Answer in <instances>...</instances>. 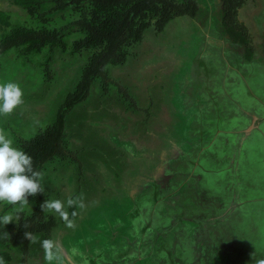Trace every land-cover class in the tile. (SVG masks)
<instances>
[{"label": "rangeland", "instance_id": "374dc122", "mask_svg": "<svg viewBox=\"0 0 264 264\" xmlns=\"http://www.w3.org/2000/svg\"><path fill=\"white\" fill-rule=\"evenodd\" d=\"M195 1L194 17L145 30L71 108L65 100L90 55L70 48L77 27L62 30L68 49L0 55L2 224L33 209L11 194L16 139L65 110L66 157L39 175L57 225L51 246L26 264H264V0L238 9L250 59L228 36L221 0ZM0 10L13 25L58 29L79 16L68 7L42 22L13 0ZM221 220L227 234L217 238ZM22 257L0 243V264Z\"/></svg>", "mask_w": 264, "mask_h": 264}, {"label": "trees", "instance_id": "16d2710c", "mask_svg": "<svg viewBox=\"0 0 264 264\" xmlns=\"http://www.w3.org/2000/svg\"><path fill=\"white\" fill-rule=\"evenodd\" d=\"M244 2L221 0L222 23L230 40L242 45L250 59L253 47L246 26L237 19L238 9ZM13 3L42 22L46 21L48 13L68 7L79 13L67 26L58 29L44 25H13L10 16L0 10V26L10 27L0 36V55L13 48H20L25 54L40 53L46 47L65 50L69 47L62 30L75 26L82 33L70 48L74 52H88L90 55L76 89L65 100V108L84 100L93 80L105 76L107 65L124 62L125 48L139 42L145 30L154 28L162 31L170 21L179 17H194L199 11L195 0H13ZM47 4L51 6L50 12L41 11ZM64 107L52 124L30 138L16 139L18 154L12 163L18 181L16 190L11 194L14 203L22 199L32 201L33 209L30 212L18 211L17 219H11L8 223L2 224L0 220V243L22 254V264H26V257H35L43 247L51 246V230L57 225L55 218L45 213L47 196L39 175L46 162L56 157H66ZM72 209L77 212L75 205ZM72 215L71 219L75 217ZM4 254L7 258L11 257L9 251Z\"/></svg>", "mask_w": 264, "mask_h": 264}, {"label": "flooded vegetation", "instance_id": "af4514ba", "mask_svg": "<svg viewBox=\"0 0 264 264\" xmlns=\"http://www.w3.org/2000/svg\"><path fill=\"white\" fill-rule=\"evenodd\" d=\"M235 196V195H234ZM236 197V196H235ZM219 218V217H218ZM213 219H215V218H213ZM222 221V220H221ZM223 222V221H222ZM214 223L216 224V222L214 221ZM219 224V222L217 223V226H213L212 227V232H213V234L214 235H218L217 236V238L218 237H222L223 235H221V234H224L226 231H225V223L223 222V224H224V226L222 227V225L220 224V225H218ZM226 234H227V232H226ZM221 235V236H220ZM225 235V234H224ZM212 239H214V237H212ZM218 240V239H217ZM221 241H222V239H220ZM219 241V240H218Z\"/></svg>", "mask_w": 264, "mask_h": 264}]
</instances>
